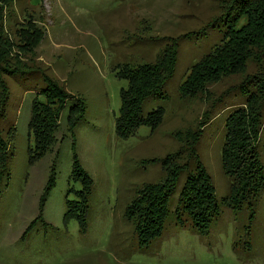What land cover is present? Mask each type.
I'll use <instances>...</instances> for the list:
<instances>
[{"label": "rangeland", "instance_id": "374dc122", "mask_svg": "<svg viewBox=\"0 0 264 264\" xmlns=\"http://www.w3.org/2000/svg\"><path fill=\"white\" fill-rule=\"evenodd\" d=\"M229 1H3L1 40L9 41L15 53L20 47L18 28L42 34L27 54L28 64L41 66L57 79L74 94V103L80 96L84 110L68 130L66 117L73 102L67 101L56 118L51 147L29 165L27 148L34 147L28 126L31 100L45 81L37 71L2 75L9 95L0 123L5 133L14 125L15 134L8 135L9 178L0 186V264H264V186L254 208L246 204L234 210L221 203L230 182L221 162L226 116L244 101L242 85L251 88L258 79L244 82L246 76H264V60L250 58L243 72L225 73L193 94L179 89L191 65L221 41L225 25L210 22ZM187 31L192 34L178 39L175 70L162 95H150L143 104V113L164 107L160 124L153 130L140 124L121 138L115 119L120 90L128 81L117 69L123 63L154 60L172 37ZM198 129L201 134L194 146L211 175L219 214L205 234L171 221L160 236L140 247L124 207L143 181H156L164 174L159 159L179 147L185 150ZM258 134L256 147L264 170V119ZM73 151L93 181L84 231L76 218L62 219L67 189L80 187L70 177ZM53 160L55 184L42 210L49 225L37 222L22 237L39 211V195ZM250 209L255 211L251 219Z\"/></svg>", "mask_w": 264, "mask_h": 264}, {"label": "trees", "instance_id": "16d2710c", "mask_svg": "<svg viewBox=\"0 0 264 264\" xmlns=\"http://www.w3.org/2000/svg\"><path fill=\"white\" fill-rule=\"evenodd\" d=\"M3 1L7 3V0H1L0 21L4 9ZM225 8L220 16L216 15L210 22L215 24L221 21L225 25L221 41L218 44L215 43L191 65L185 79L179 85L182 93L193 94L225 73L243 72L246 69L245 63L250 58L264 60V0H230ZM2 34H4L3 25L0 22V119L5 114L9 95L7 82L2 75L37 71L41 72L45 81V86L36 91L31 100L28 126L34 136V147L27 148L30 165L51 147L55 137L58 113L67 101L73 102L75 96L57 79L50 76L44 68L28 64L27 60L30 58H27V54L33 50L42 34H29L28 31L18 28L17 45L20 47L15 53L11 52L9 41L1 40ZM191 34L192 31H187L179 34L177 39L172 37L152 61L131 65L123 63V66L117 69V74L128 81L127 86L120 90L121 104L115 119V131L118 136L126 138L140 124L148 125L151 130L160 124L164 107L158 105L143 113L144 101L150 95H162L166 80L175 70L178 39ZM254 76L258 79H255L254 86L251 88L242 83L241 92L245 97L244 101L232 109L225 120L221 162L223 171L230 178V182L228 192L222 197L221 203L234 210L246 204L254 208L259 191L264 186L263 165L256 147L258 133L264 119V76L261 72L248 74L244 82L251 81ZM75 101L76 103L73 102L69 106L66 117L70 131L84 110L81 97L76 96ZM202 127L203 124L199 126V129ZM198 130L192 134V140L188 141L187 146H183L185 150L179 147L173 152H167L159 159L164 174L156 181H143L124 207V217L133 224V232L136 234L140 247L160 236L166 223L171 221L180 226L189 224L196 232L205 234L209 231L213 219L219 214L220 206L211 175L194 146L201 134V130ZM7 131L8 133L3 131L0 123V186L3 182L7 183L9 178L8 161L11 153L10 146L8 148L10 144L8 135L14 136L15 126L10 125ZM151 158L154 157L149 159ZM70 177L72 180L79 181L80 187L75 189L70 186L67 189L62 219L65 222L70 217L76 218L80 229L84 231L87 225L86 214L93 181L75 151L72 153ZM179 181L181 185L179 184L178 187ZM54 184L55 162L53 160L39 195V211L26 225L22 237L37 222L49 225L43 217L42 210ZM71 191L74 192V197H68ZM254 214L255 211L252 212L250 209V219Z\"/></svg>", "mask_w": 264, "mask_h": 264}]
</instances>
